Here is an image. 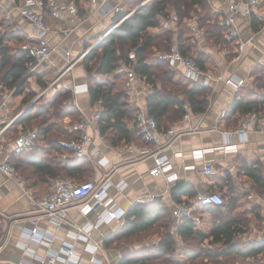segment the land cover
Wrapping results in <instances>:
<instances>
[{"label": "crops", "instance_id": "0c3cea01", "mask_svg": "<svg viewBox=\"0 0 264 264\" xmlns=\"http://www.w3.org/2000/svg\"><path fill=\"white\" fill-rule=\"evenodd\" d=\"M58 1L63 5L61 17L54 18L49 13L46 14L49 17L46 37L49 44L57 46V49L50 53L44 64L57 74L46 87H40L35 78L30 76L27 78L29 85L26 91L32 90L39 95L46 89L42 94H47L51 98L50 101L63 94L62 92H67L69 101L77 108L78 118L74 120L67 114L60 117L57 122L64 128L76 129L75 124L80 120H88L94 107L90 101L82 58L104 33L120 20V15L128 13L123 10V5L128 0H108L104 4L101 0H78L77 4L67 0ZM261 1L259 7H251L249 13L236 18L238 35L234 40L226 39L224 46L208 41L202 30L199 34L193 32L192 25L198 26L196 16L188 20V27L193 34L192 38L188 36V41L194 45L191 51L196 52L195 56L199 59V66L204 73L212 77L208 86V105L204 111L193 112L188 108L186 117L184 112L180 118L168 119L166 124H160V131L173 129V133H165L159 149L141 138L137 132L134 133L132 140L125 141L110 131L104 135L88 126L86 131L93 136L99 149L98 153L79 160L76 167L78 170L74 176L63 172L57 176L64 175L75 181L87 176L91 180L103 183L108 197L115 205L126 210L124 222L130 207L138 203L136 200L138 197L153 194L156 196L155 200L170 210L169 203L175 199L172 191H179L176 200L185 201L193 208L199 218L195 221L196 230L204 233H209L213 220L211 210L203 209L198 203L200 195L217 191L227 198L234 192L239 201L262 202L264 195L257 194L251 188L246 166L259 164L264 170V137L253 131L249 133L247 140L240 141L237 135L227 134L236 128L244 113L229 112L227 117L220 118L221 109L230 106L236 93L245 94L252 91L257 96L264 95V86H256L255 80L256 74H261L264 80V0ZM0 2L4 4L0 9L3 29L10 27L21 36H26L18 48L23 50L24 44L34 41L30 25L15 9L12 10L10 21L3 18V9L6 5L13 6L18 0ZM72 3L76 5L83 20L65 36L60 29L70 24L66 8ZM207 4L215 18L219 17L226 7L222 0H207ZM115 5H119L120 10L115 11ZM149 30L156 34L166 29L157 26ZM177 41V32L173 31V47L177 46ZM10 43L15 44L14 41ZM156 53L154 49L152 57ZM173 71L177 77H181V68ZM127 78L131 80L129 87L125 86ZM228 79L241 80V83L234 87L226 82ZM104 82L114 91H126L128 104L134 113L139 108L146 111V99L151 87L133 71L132 67L123 66L117 74L107 75ZM10 92V96L7 97ZM12 93L13 90L0 88V101L6 98L3 105L0 104V129L8 123L10 126L31 102L30 100L23 106V96ZM133 126L132 120L128 127L133 129ZM5 130L0 134V144L9 154L16 172L12 176L0 172V264L20 262L41 264L50 255L57 256L56 264H63V259L67 258L69 264H119L125 255L157 244L160 234L155 231L153 234L146 233L142 239L115 237L122 225L113 228L108 224H95L96 212L82 214L78 205L68 207L66 219L55 224L33 201L38 199L37 196L47 192L53 184L56 176L48 177L42 173V166L44 160L56 154L55 150H48L46 140L41 135L35 149L25 151L20 156L14 155L12 145H9L14 135L5 134ZM231 144H236L237 150L224 152L221 149L222 146ZM202 148L207 149L202 156L192 155V151ZM61 153L58 155L61 156ZM162 155L167 156L171 164L168 174L177 175L172 181H167L166 174L159 173L155 176L149 174V169L154 165V157ZM206 164L212 166L210 174L203 172ZM119 183L125 184L121 190L118 189ZM238 206L242 207L241 204ZM261 212L262 225L257 227L251 220L246 231L238 235L241 242L264 240L263 203ZM172 220L170 229L174 231L181 220L176 221L173 217ZM33 228L36 229V233L27 237ZM130 239L133 241H129ZM176 241L178 244L175 251L167 257L184 264L188 261L190 252L183 249L182 238L177 236ZM203 243L208 245L207 239ZM66 245L72 248L74 255L70 256L76 257V262L71 261L73 257L62 250Z\"/></svg>", "mask_w": 264, "mask_h": 264}, {"label": "trees", "instance_id": "16d2710c", "mask_svg": "<svg viewBox=\"0 0 264 264\" xmlns=\"http://www.w3.org/2000/svg\"><path fill=\"white\" fill-rule=\"evenodd\" d=\"M67 1L76 4L78 2V0ZM135 1L130 0V2ZM141 1L138 0L135 7L133 6L134 10L101 37L82 58V65L87 74L90 101L92 104L98 100L102 102L98 122L100 133L105 135L110 131L117 135V138L125 141L132 140L134 133L137 132L135 124L133 129L128 127V124L134 120V110L128 104L125 90L114 91L104 82L107 75L117 74L124 65L132 67L133 71L151 87L146 99V112L155 118L159 126L162 123L166 124L168 119L180 118L185 112L183 107L185 102H188L193 112L204 111L208 105L209 89L199 82H189L183 77H177L165 60L157 59L155 55L152 57L154 49L157 52H169L176 48L182 54L196 58L195 60L200 64L195 56L196 52L191 51L193 43L188 41V36L190 38L193 36L188 27V20L193 16H196L195 21L208 41L220 46H224L227 42L221 27L217 24L218 17H213L207 0H151L136 7ZM169 6L177 11L176 30L169 28L153 34L149 29L160 25L161 17L170 13ZM130 9L126 12H130ZM48 18L46 15L47 22ZM3 27L0 19V88L13 90V95H22L24 106L35 95V91H26L28 83L27 78L24 77L28 75L27 53L18 49L20 42H24L26 36H21L18 31L10 27L6 29ZM173 31L177 32L176 47L172 44ZM10 41H14L15 44ZM131 49L134 50V59L128 55ZM56 74L53 69L41 66L34 73L29 74V77L33 76L40 87H46ZM255 80L256 86H264L261 74H256ZM57 98L52 101L53 109L50 112L48 110L51 98L41 95L6 128L5 134L16 136L19 127L40 120L36 128L38 137L42 135L48 150L56 152L47 160L43 159L42 173L48 177L57 176L61 172L74 176L78 170L77 163L85 157L76 158L69 154L62 160L58 154L63 149L58 145V140L77 139L80 130L64 128L57 120L67 114L77 120L78 111L69 101L67 92H63V98ZM228 110L230 114L237 111L263 112L264 95L257 96L252 91H247L245 94L236 93ZM137 134L143 138L138 132ZM23 153L25 151L14 155L20 156ZM246 167L251 179V188L257 194L264 195V170L259 164H250ZM177 193L180 192L172 191L175 199L179 197ZM40 196L37 198L39 199ZM262 203L239 201V197L233 192L224 198L221 205L202 206L203 209L212 212L213 221L209 233L196 230L195 220L191 218H183L176 229L171 231L173 216H170L171 211L166 205L158 200L134 203L115 237H139L136 235L148 233L156 227L155 232L160 234V239L154 246H146L125 255L119 264H181L167 257L176 249L177 236L183 240V249L190 252L188 261L184 264H264V240L241 242L238 238L240 233L246 231L251 220L257 227L262 225ZM238 204L242 207L239 208ZM206 239L210 247H206L208 245L203 243Z\"/></svg>", "mask_w": 264, "mask_h": 264}, {"label": "built area", "instance_id": "2783aa9c", "mask_svg": "<svg viewBox=\"0 0 264 264\" xmlns=\"http://www.w3.org/2000/svg\"><path fill=\"white\" fill-rule=\"evenodd\" d=\"M108 0H101L104 4ZM149 2V0H142L136 7ZM225 10L217 18V24L221 27L223 34L227 40H234L238 35L236 26V18L240 15H245L250 12L251 7H259L262 3L261 0H222ZM14 4V3H13ZM9 5V4H7ZM3 9V18L6 21H10L12 18V10L15 9L28 21L34 41L26 43L22 46L23 50L27 53L26 65L28 67V73H34L38 68L44 66L50 53L57 49V46H51L46 37L49 26L46 21V14L49 13L54 18L61 17L63 5L58 0H18L13 6H7ZM4 4L0 2V9ZM119 5L114 6V10H120ZM134 9L123 15L120 20L115 24L117 25L125 17H127ZM66 11L70 16V24L60 29L63 35L70 34L76 26L82 22L83 16L79 14L78 9L74 3L68 4ZM178 23V16L176 13H169L167 16L161 17L160 27L162 29L172 28L176 30ZM114 25V26H115ZM113 26V27H114ZM112 27V28H113ZM110 30V29H109ZM108 30V31H109ZM192 30L195 34L202 33L201 29L192 25ZM107 31V32H108ZM107 32L104 33L107 34ZM103 35V36H104ZM102 36V37H103ZM131 59H134V50L131 49L128 52ZM157 59L165 60L172 70H178L181 68V77L187 79L189 82H199L204 86H209L211 75L204 73L203 69L199 66L197 61L189 56L182 54L176 48L169 52H157L155 54ZM126 66V65H124ZM130 78L126 79L125 86H130ZM227 83L236 87L241 83V80L232 81L226 80ZM46 89L42 91L45 92ZM11 94L8 93L7 97ZM1 98V97H0ZM6 98L0 101L1 106L5 102ZM185 114L189 108L188 104L184 106ZM102 110V102L98 100L94 103L93 111L88 120H80L75 124V128L80 130L79 137L77 139H59L58 145L63 149L61 158L65 159L68 154H72L76 158H82L90 155H96L98 153V146L95 143L93 136L87 133L86 128L91 126L97 133L99 130V119ZM229 114L228 107H224L220 111V118L223 119ZM14 119V118H13ZM13 121V120H12ZM137 132L144 138V140L154 145L156 149L162 144L165 133H173V129H169L166 132L160 131L159 126L152 115H149L145 110L139 108L134 113L133 120ZM9 123L0 129V134L5 130ZM257 132L264 137V111H250L244 113L242 119L234 130L227 132L230 135H237L240 141H245L248 138L250 132ZM38 130L36 128L21 129L16 136L10 141L9 145H12V154H19L24 151H30L37 147L38 144ZM224 152L237 150L236 144L224 145L221 147ZM207 149L202 148L192 151L193 156H202ZM144 152V151H143ZM171 169V164L167 156L154 157V165L149 169V174L152 176L159 173L166 174L167 181H172L176 178L175 173L168 174ZM0 172H4L10 176L14 175L16 170L13 163L10 160V156L4 151V147L0 144ZM203 172L210 174L212 172V166L210 164L204 165ZM125 184L119 183L118 189L121 190ZM156 196L153 194H147L138 197L136 200L138 203H144L155 200ZM36 206L42 211L51 221L55 224L61 223L66 219L67 209L72 205H78L79 211L82 214H87L91 211L96 212L97 218L95 224H108L111 227H119L124 223V214L126 210L121 208L108 197V192L105 189L103 183H99L96 180H84L75 181L73 179L56 176L54 178L51 188L45 192L39 199L33 200ZM224 197L217 191H210L199 196L198 203L201 206H218L223 204ZM262 202L264 204V196H262ZM171 215L176 221L183 218H191L198 221L199 218L195 214L193 208L185 201L172 199L169 203ZM88 230V229H87ZM85 230V231H87ZM36 233V229H32L27 237ZM62 250L69 256L74 255L72 248L68 245L64 246ZM71 261L76 262L77 259L74 256ZM57 256L50 255V257L42 261L41 264H56ZM69 258L63 259V264H69ZM19 264H26L20 262Z\"/></svg>", "mask_w": 264, "mask_h": 264}, {"label": "rangeland", "instance_id": "374dc122", "mask_svg": "<svg viewBox=\"0 0 264 264\" xmlns=\"http://www.w3.org/2000/svg\"><path fill=\"white\" fill-rule=\"evenodd\" d=\"M138 3V0H136L135 2H130L129 0L126 2V4H124L123 5V10L126 12L127 10H129L130 8V10H132L135 6L134 5H136ZM134 6V7H133ZM169 12L170 13H177V11L176 10H174L173 9V7L172 6H169ZM187 35H188V33H187ZM28 83V82H27ZM29 85V84H28ZM52 91H54V90H52ZM60 93V92H59ZM63 93V92H62ZM41 95L42 96H45V97H48V95L47 94H40L39 93V95H38V93L36 94L35 93V95L32 97V99H31V102L33 103L35 100H37L39 97H41ZM59 98H63V94H60L59 96H58V98L57 99H59ZM56 99V98H55ZM50 104H52V105H50ZM52 109H53V102L52 101H50L49 102V110L48 111H52ZM40 121V120H39ZM39 121H35V122H32V123H28V124H26V125H23V126H21V127H19L18 129H25V128H29V129H31V128H37V124L39 123ZM19 130V131H20ZM84 180H91V178H89V177H83L81 180H79V181H84ZM154 231H156V227H153L150 231H148L149 233H151V234H153V232ZM139 235V238H143V236L144 235H147L146 234V232L145 233H141V234H137L136 236H138ZM129 241H133V239H130Z\"/></svg>", "mask_w": 264, "mask_h": 264}, {"label": "water", "instance_id": "95a60500", "mask_svg": "<svg viewBox=\"0 0 264 264\" xmlns=\"http://www.w3.org/2000/svg\"><path fill=\"white\" fill-rule=\"evenodd\" d=\"M99 40H100V39H99ZM99 40H98V41H99ZM98 41H97V42H98ZM95 44H96V43H95ZM95 44H94V45H95ZM28 77H29V74L26 75V76L24 77V79H25V78H28ZM31 104H32V102H30V103L27 105V107L30 106ZM27 107H25V109H26ZM25 109H24V110H25ZM24 110H23V111H24ZM23 111H22V112H23Z\"/></svg>", "mask_w": 264, "mask_h": 264}]
</instances>
